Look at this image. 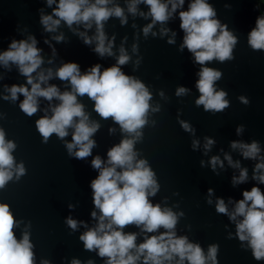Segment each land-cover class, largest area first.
Instances as JSON below:
<instances>
[{
	"label": "water",
	"instance_id": "95a60500",
	"mask_svg": "<svg viewBox=\"0 0 264 264\" xmlns=\"http://www.w3.org/2000/svg\"><path fill=\"white\" fill-rule=\"evenodd\" d=\"M191 2L193 0H185L167 22H157L145 36L143 29L152 18H145L140 12L148 13L149 6L139 3L137 13L133 15L128 11L132 0H110L108 7L120 6L127 23L122 24L121 18L116 16L104 23L106 43L113 42V55L100 56L94 51L97 42L93 40L92 44H85L79 35L86 32L89 37L95 36L94 23L90 29L82 23L69 28L61 21L55 31L45 30L41 16L51 15L59 0L51 6L47 0H0V53L7 51L13 40H28L34 36L44 62L32 75L38 79L39 72L47 75V70L52 69L53 77L42 87L56 85L63 92L71 91V85L55 76L59 67L76 62L81 74H85L100 64L103 72L117 64L123 47L130 60L120 66L121 70L144 83L152 96L147 123L138 130L142 136L134 144L136 160H147L159 185L156 195H150L149 200L176 213V235L187 236L189 242L199 244L205 255L211 245H218V264H264V260L254 258L248 241L242 242L236 235L237 223L243 217L237 216L233 221L229 215L216 210L218 200L223 199L229 213L234 212L237 202L243 199V192L250 191L253 186L264 192V184L253 179L255 166L261 162L259 157L245 159L241 149L231 146L234 141H256L261 149L259 155L264 156V50H253L248 43L250 32L262 13L258 0H207L216 11L214 19L228 26L237 37V44L233 48L232 60L220 62L214 59L201 65L186 47L181 50L185 33L180 28L179 12L188 10ZM162 29L169 31L165 34ZM61 34L64 40L56 41L54 37ZM170 39L175 42L170 44ZM203 67L221 72V78L214 82V89L227 93L225 99L229 107L222 112L205 111L203 105L195 103L201 95L196 84ZM13 84L31 88L17 64L9 62L5 66L0 62V128L6 133V141L16 144L12 150L15 167L23 163L26 169L24 176L17 180L14 175L0 190V203L10 206L16 221L13 231L17 240H22L25 232L29 233L34 264H43L45 260L49 264H72L74 259L80 260L81 264H88L89 260L93 264H106L107 257H100L98 249L86 250L80 240L83 233L99 223L100 212L94 205L91 181L99 176L100 170L92 166V160L98 155L104 161L103 166H109L108 151L135 134L124 132L111 117H100L94 110L95 102L87 95L78 96L90 122L100 125L91 137L96 141L92 154L78 159L75 152L79 148H74L72 153L67 148L72 142L74 127L68 129L69 134L63 139L54 133L44 143L35 126L37 119L51 116V108L61 102L56 98L48 101L39 97V110L29 117L19 107L23 95H19L16 101L4 99L10 97L7 88ZM180 87L188 92L177 96ZM242 96L249 100L248 105L241 102ZM75 119L79 121V118ZM181 121L188 123L193 131H186ZM241 126L243 131L238 134L237 128ZM207 139L215 141L210 149L205 148ZM195 141L199 143L194 147ZM226 155L232 157L233 164L239 162L240 167L229 164ZM214 156L223 161V167L217 163L213 169L211 159ZM242 168L248 170L247 180L234 184L233 178L239 177ZM122 170L117 168V171ZM209 189L213 190L211 194ZM93 211L97 212V218L92 217ZM181 212L184 215L181 216ZM69 217L78 221L76 230L68 226ZM142 228L129 225L124 232L137 233L136 243L139 245L146 237L166 231L160 228L157 232L146 233ZM178 260L176 257L170 264H177ZM137 264H143V257ZM207 264L212 261L208 260Z\"/></svg>",
	"mask_w": 264,
	"mask_h": 264
},
{
	"label": "clouds",
	"instance_id": "9594fccd",
	"mask_svg": "<svg viewBox=\"0 0 264 264\" xmlns=\"http://www.w3.org/2000/svg\"><path fill=\"white\" fill-rule=\"evenodd\" d=\"M53 3L55 0H47L49 6ZM109 3L110 0H94V2L59 0L51 15L41 16V23L48 32L55 31L61 21H64L69 28L73 24L82 23L86 29H90L94 23L95 36L89 37L86 32H81L79 35L88 45L95 40L97 43L94 51L100 56L105 54L111 56L113 42L106 43L104 23L110 17L116 16L121 18L122 24H126L127 17L120 6L109 8ZM139 3L149 6V12H140V15L152 18V22L143 29L144 35L147 36L157 22L161 24L167 22L172 14L185 4V0H132L128 11L135 15ZM261 3H264V0H261ZM215 16L216 11L207 0H193L188 10L179 12L180 28L185 33L181 50L186 47L194 54L196 63L201 65L214 59L224 62L234 58L233 48L237 44V37L228 30L226 24L222 25L219 20L214 19ZM162 31L166 34L169 30L162 29ZM54 39L60 42L64 40V36L61 34ZM168 42L171 44L175 41L170 39ZM248 43L253 50H264V14L257 18L256 27L250 32ZM36 45L34 36L29 37L28 40H13L9 49L0 53V62L5 66H8L9 62L17 64L20 73L27 77V84L31 85L29 89L26 85L13 84L7 88L10 97H4L5 100L16 101L19 95H23L24 99L19 107L27 116L31 117L38 112L39 97L48 101L56 98L61 102L51 108V116L44 115L35 122L44 143H47L54 133L63 139L68 136V129L74 127L72 142L67 144L69 153L78 147L79 150L75 152L76 158L84 159L92 154L96 141L91 137L98 131L100 125L97 122H90L84 105L78 102L77 97L85 95L95 102L94 110L100 117L104 119L111 117L124 132L135 134L133 138L122 140L108 151L109 166H103L104 161L98 155L92 160V166L100 170L99 176L91 181L94 205L99 209L100 215L98 226L80 236L85 249L89 251L98 249L100 257L108 258L106 264H137L141 257L143 264H165L166 261L170 264L176 257H179L177 264H185V261L188 264H207L208 260H211L212 264H218V245H211L205 255L199 244L189 242L187 236L176 235L175 228L178 222L176 213L169 208L162 209L160 204L154 205L149 200L150 195H156L159 185L155 179V172L148 166L147 160H136L134 144L142 136L138 130L147 123L146 115L152 96L144 83L124 74L121 70L120 66L130 60L125 49L121 47L117 64L106 68L103 72L100 64L91 67L85 74H81L80 65L76 62L63 64L56 70L55 76L61 81L70 82L71 91L61 92L56 85L42 87V84L53 77L52 69L47 70V75L43 71L39 72L38 79L32 75L44 62L40 55L41 49ZM135 49L134 45L133 50ZM199 76L196 87L201 95L195 101L196 105H203L205 111L213 113L228 108L229 102L225 99L227 93L217 92L214 89V82L221 78V72L203 67ZM187 92L188 89L180 87L176 95H184ZM240 100L245 105L250 103L243 96ZM47 111L45 109V112ZM75 118H79V121L77 122ZM181 125L186 131H193L188 123L181 121ZM242 131V126L237 128L238 134ZM5 136V131L0 128V190L5 188L14 175L18 180L26 174L23 163L15 167L12 150L15 149L16 144L13 141H6ZM198 143L195 141L194 147ZM214 143V140L207 139L205 148L210 149ZM231 146L233 149H241L245 159L259 157L261 162L255 166L253 179L264 184V172L261 171L264 170V156L259 155L261 151L259 143L234 141ZM225 158L229 164H233L231 156L226 155ZM217 163L223 167V161L218 156L212 157L213 169ZM233 167H240L239 162L233 164ZM117 168L123 170L117 171ZM247 177L248 170L242 168L239 177L233 178V183H243ZM208 191L211 194L213 190ZM216 210L218 213L229 215L233 221L237 216L243 217V220L237 223L236 235L240 241H248L257 261L264 260V192L261 188L253 186L250 191L245 190L243 199L237 202L232 213H229L223 199L218 200ZM91 215L97 218L96 211ZM180 215L184 213L181 212ZM15 224L10 206L0 203V264H34L33 244L30 242L29 233L25 232L23 239L18 241L13 231ZM67 224L73 230L78 227V221L71 217L67 219ZM129 225L143 226L142 231L146 233L157 232L160 228L166 231L146 237L143 243L137 245V233L124 232V228ZM43 264H49V261L45 260ZM72 264H81V261L74 259ZM88 264H93V261L89 260Z\"/></svg>",
	"mask_w": 264,
	"mask_h": 264
},
{
	"label": "trees",
	"instance_id": "16d2710c",
	"mask_svg": "<svg viewBox=\"0 0 264 264\" xmlns=\"http://www.w3.org/2000/svg\"><path fill=\"white\" fill-rule=\"evenodd\" d=\"M258 6H259V9L264 10V3H261V0H258Z\"/></svg>",
	"mask_w": 264,
	"mask_h": 264
},
{
	"label": "built area",
	"instance_id": "2783aa9c",
	"mask_svg": "<svg viewBox=\"0 0 264 264\" xmlns=\"http://www.w3.org/2000/svg\"><path fill=\"white\" fill-rule=\"evenodd\" d=\"M260 12H261L262 14H264V10H263V9H260Z\"/></svg>",
	"mask_w": 264,
	"mask_h": 264
}]
</instances>
